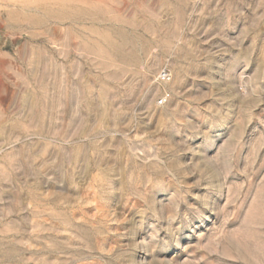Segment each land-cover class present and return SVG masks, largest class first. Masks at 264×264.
<instances>
[{"label":"rangeland","instance_id":"1","mask_svg":"<svg viewBox=\"0 0 264 264\" xmlns=\"http://www.w3.org/2000/svg\"><path fill=\"white\" fill-rule=\"evenodd\" d=\"M0 264H264V0H0Z\"/></svg>","mask_w":264,"mask_h":264},{"label":"built area","instance_id":"2","mask_svg":"<svg viewBox=\"0 0 264 264\" xmlns=\"http://www.w3.org/2000/svg\"><path fill=\"white\" fill-rule=\"evenodd\" d=\"M167 77H168V74L166 72H164L162 74V78L165 80ZM166 101H167V95H164L161 98H159L157 103H158V105H164L166 103Z\"/></svg>","mask_w":264,"mask_h":264}]
</instances>
